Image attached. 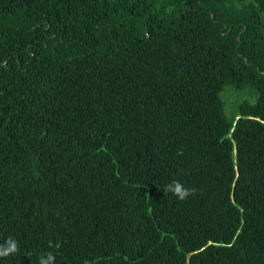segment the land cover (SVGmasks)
<instances>
[{"label":"trees","instance_id":"obj_1","mask_svg":"<svg viewBox=\"0 0 264 264\" xmlns=\"http://www.w3.org/2000/svg\"><path fill=\"white\" fill-rule=\"evenodd\" d=\"M9 236L0 264H264V0H0Z\"/></svg>","mask_w":264,"mask_h":264},{"label":"clouds","instance_id":"obj_2","mask_svg":"<svg viewBox=\"0 0 264 264\" xmlns=\"http://www.w3.org/2000/svg\"><path fill=\"white\" fill-rule=\"evenodd\" d=\"M196 191L197 190L195 188H186L180 181L177 180H173L166 184L162 190L165 195L171 193L180 201L186 200L189 196L194 195ZM19 250L18 242L9 236L3 241V243H0V259L15 256ZM55 262L56 257L51 251L39 256L37 260V264H55ZM84 264H89V262L85 261Z\"/></svg>","mask_w":264,"mask_h":264},{"label":"rangeland","instance_id":"obj_3","mask_svg":"<svg viewBox=\"0 0 264 264\" xmlns=\"http://www.w3.org/2000/svg\"><path fill=\"white\" fill-rule=\"evenodd\" d=\"M226 90H228V89H226ZM225 93H226V91H224L222 94H221V96H222V98L225 100ZM236 94V93H235ZM247 91H243V92H241L240 94H237V100L238 101H240V100H248V101H250V102H252L253 100L251 99V98H249V97H247ZM228 96H230L229 95V93L227 94V97ZM232 96H235V95H232ZM226 97V98H227ZM236 100V101H237ZM230 105H228L226 108H227V110H229L230 109V107H229Z\"/></svg>","mask_w":264,"mask_h":264}]
</instances>
